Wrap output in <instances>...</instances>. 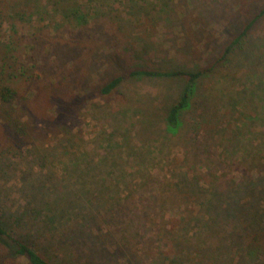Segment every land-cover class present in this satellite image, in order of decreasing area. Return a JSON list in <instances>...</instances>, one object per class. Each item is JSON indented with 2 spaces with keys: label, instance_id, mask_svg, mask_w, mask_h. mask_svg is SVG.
Wrapping results in <instances>:
<instances>
[{
  "label": "rangeland",
  "instance_id": "1",
  "mask_svg": "<svg viewBox=\"0 0 264 264\" xmlns=\"http://www.w3.org/2000/svg\"><path fill=\"white\" fill-rule=\"evenodd\" d=\"M263 9L0 0V218L52 264H264V16L216 65ZM214 65L176 133L185 79L101 91Z\"/></svg>",
  "mask_w": 264,
  "mask_h": 264
},
{
  "label": "trees",
  "instance_id": "2",
  "mask_svg": "<svg viewBox=\"0 0 264 264\" xmlns=\"http://www.w3.org/2000/svg\"><path fill=\"white\" fill-rule=\"evenodd\" d=\"M264 16V9L259 15L250 22L244 31L237 36L228 46H226L222 56L216 65L225 62L232 54L235 47L238 46L243 39L248 35L254 24ZM206 67L198 71H161V70H130L125 71L106 84L102 88L104 95H110L116 91L121 84L128 79L140 77L152 78H183L185 85L179 100L170 108L166 115V127L170 133H176L181 127L180 117L182 113L189 108L192 96L195 92L196 85L199 81L212 72L215 66ZM15 91L11 88H3L1 92V101L4 103H11L14 100ZM8 221L0 218V245L2 246V253L0 254V264H10L12 261H17V258H25L29 264H52L48 259L38 253L30 244L13 233V228L9 226Z\"/></svg>",
  "mask_w": 264,
  "mask_h": 264
}]
</instances>
